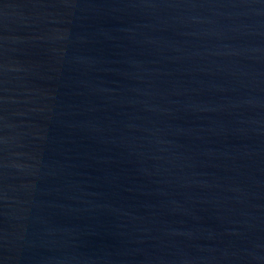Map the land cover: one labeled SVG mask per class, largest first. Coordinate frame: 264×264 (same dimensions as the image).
<instances>
[{
	"label": "water",
	"instance_id": "water-1",
	"mask_svg": "<svg viewBox=\"0 0 264 264\" xmlns=\"http://www.w3.org/2000/svg\"><path fill=\"white\" fill-rule=\"evenodd\" d=\"M0 264H264V0H0Z\"/></svg>",
	"mask_w": 264,
	"mask_h": 264
}]
</instances>
